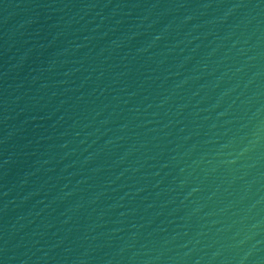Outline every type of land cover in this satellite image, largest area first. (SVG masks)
I'll return each mask as SVG.
<instances>
[{
	"label": "water",
	"instance_id": "95a60500",
	"mask_svg": "<svg viewBox=\"0 0 264 264\" xmlns=\"http://www.w3.org/2000/svg\"><path fill=\"white\" fill-rule=\"evenodd\" d=\"M0 264H264V0H0Z\"/></svg>",
	"mask_w": 264,
	"mask_h": 264
}]
</instances>
